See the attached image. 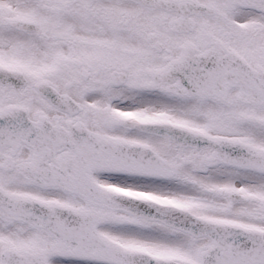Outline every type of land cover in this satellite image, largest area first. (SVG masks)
I'll list each match as a JSON object with an SVG mask.
<instances>
[{
	"label": "snow or ice",
	"instance_id": "6c2138e0",
	"mask_svg": "<svg viewBox=\"0 0 264 264\" xmlns=\"http://www.w3.org/2000/svg\"><path fill=\"white\" fill-rule=\"evenodd\" d=\"M0 264H264V0H0Z\"/></svg>",
	"mask_w": 264,
	"mask_h": 264
}]
</instances>
